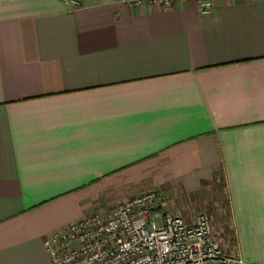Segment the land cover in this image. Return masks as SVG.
I'll list each match as a JSON object with an SVG mask.
<instances>
[{"label": "crops", "instance_id": "1", "mask_svg": "<svg viewBox=\"0 0 264 264\" xmlns=\"http://www.w3.org/2000/svg\"><path fill=\"white\" fill-rule=\"evenodd\" d=\"M148 189L264 264V0H0V264Z\"/></svg>", "mask_w": 264, "mask_h": 264}, {"label": "built area", "instance_id": "2", "mask_svg": "<svg viewBox=\"0 0 264 264\" xmlns=\"http://www.w3.org/2000/svg\"><path fill=\"white\" fill-rule=\"evenodd\" d=\"M78 8L82 0H62ZM169 4L177 0H123ZM208 14L214 0H199ZM167 195L148 189L119 203L107 214L94 213L51 234V264H248L228 253L214 232L211 217L194 221L166 209Z\"/></svg>", "mask_w": 264, "mask_h": 264}, {"label": "rangeland", "instance_id": "3", "mask_svg": "<svg viewBox=\"0 0 264 264\" xmlns=\"http://www.w3.org/2000/svg\"><path fill=\"white\" fill-rule=\"evenodd\" d=\"M124 201H126V200H124ZM124 201H122V202H124ZM122 202H120V203H122ZM175 202V204L177 205V201H174ZM180 201H178V203H179ZM181 203H182V206H184V208L186 207V209H185V211H189V212H192V213H194V212H197L198 210H200L199 209V207L197 206V205H194V203L191 201L190 202V200H183V201H181ZM180 204V203H179ZM198 216V215H197ZM219 239H220V241L224 244V246L226 247V243H229V241H230V237H231V231L229 230V231H223V230H221V231H219ZM231 255H235V254H233V253H231V252H229Z\"/></svg>", "mask_w": 264, "mask_h": 264}]
</instances>
